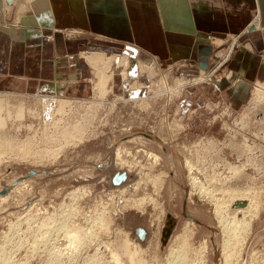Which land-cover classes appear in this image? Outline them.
Wrapping results in <instances>:
<instances>
[{
	"label": "rangeland",
	"instance_id": "rangeland-1",
	"mask_svg": "<svg viewBox=\"0 0 264 264\" xmlns=\"http://www.w3.org/2000/svg\"><path fill=\"white\" fill-rule=\"evenodd\" d=\"M178 1L183 0L168 3ZM22 2L30 6L33 0ZM236 46L232 38L223 40L207 70L194 63L137 60L138 75L148 78L142 95L130 92L142 84L129 73L130 58L122 53L80 52L76 67L59 71L78 74L74 85L59 91L62 96L39 94V85L72 79L57 76L26 91L7 84L4 76L36 81L31 76L0 72V122L5 124L0 127V260L114 264V252L120 264H170L169 248L186 235L188 264H264V101L254 94L264 80L254 82L247 102L235 109L219 90L199 85L229 74ZM97 53L104 56L98 66L85 60ZM187 65L193 72L185 71ZM101 70L112 78L102 93L97 90ZM60 100L70 104L63 109ZM190 178L217 198L207 192L200 198L205 193L199 194ZM248 190L259 211L237 246L240 254L233 249L230 261L214 200L229 198L228 204L230 191ZM77 226L82 233L74 247L67 232Z\"/></svg>",
	"mask_w": 264,
	"mask_h": 264
},
{
	"label": "crops",
	"instance_id": "crops-1",
	"mask_svg": "<svg viewBox=\"0 0 264 264\" xmlns=\"http://www.w3.org/2000/svg\"><path fill=\"white\" fill-rule=\"evenodd\" d=\"M168 2L33 0L27 6L22 0H0V72L41 79L4 76L7 84L27 91L43 80H56L60 70H72L70 65L76 67L75 57L82 51L122 53L130 58L129 73L142 84L130 92L142 95L148 78L138 75L137 60L194 63L207 70L217 45L232 38L237 50L228 64L229 74L199 85L219 90L234 109L244 105L254 82L264 80V0ZM53 29V40L47 41ZM69 29L77 30L76 35L66 34ZM40 59L41 66L35 65ZM185 68L193 72L191 65Z\"/></svg>",
	"mask_w": 264,
	"mask_h": 264
},
{
	"label": "bare ground",
	"instance_id": "bare-ground-1",
	"mask_svg": "<svg viewBox=\"0 0 264 264\" xmlns=\"http://www.w3.org/2000/svg\"><path fill=\"white\" fill-rule=\"evenodd\" d=\"M49 39V38H48ZM91 56V57H90ZM88 58L86 57L85 58V60L87 61V62H89L90 64H92V65H97L98 66V64L100 63V62H103L104 61V56L102 55V54H92V55H90ZM109 59H112V58H109ZM108 58H107V60H109ZM107 63H110L109 61L107 62ZM89 64V65H90ZM96 66V67H97ZM95 67V68H96ZM99 69V68H98ZM99 71H100V69H99ZM103 70H101V74H99L98 72V74L99 75H97V76H99V78H98V84H97V90H99V92H103V89H104V86H106L107 84H109V82L111 81V75L110 76H108V75H106V74H110V73H105L104 71L102 72ZM96 73V72H95ZM78 74L77 73H65V72H59L58 73V77L59 78H61V79H67L68 81L70 80V79H72V81H73V83H67V84H65V82H62V81H60V82H55V83H50V82H43V83H41L40 85H39V89H38V93L39 94H50V95H59V96H62L63 95V92H59L60 90H62L63 88H68L69 86H72V85H74L75 84V82H77V76ZM113 76V75H112ZM124 76V75H123ZM114 77V76H113ZM80 78V77H79ZM99 79H100V81H99ZM66 81V80H65ZM203 81L205 82V79H203ZM104 92H105V90H104ZM255 99H257L259 102L261 101V102H263L264 101V83H259L258 84V86L256 87V89H255ZM254 99V100H255ZM263 100V101H262ZM1 101V100H0ZM257 101V102H258ZM254 102H256V101H254ZM256 102V103H257ZM260 102V103H261ZM59 104L61 105L60 107L61 108H65L66 106H68L69 104H70V102L69 101H67V100H60L59 101ZM258 105V104H257ZM3 106V105H2ZM1 102H0V110H1ZM59 107V108H60ZM9 108V107H8ZM63 108V109H64ZM59 112H62V111H60V110H58ZM10 113V112H9ZM64 113H65V111H64ZM60 114V113H59ZM62 114H63V112H62ZM19 115H21V114H19ZM66 115H67V113H66ZM63 118V117H62ZM61 118V119H62ZM64 119V118H63ZM62 119V120H63ZM61 120V121H62ZM3 122H4V120H2ZM5 124H3V123H1L0 122V127H2L3 128V126H4ZM81 134V133H80ZM3 143V142H2ZM9 144V143H8ZM3 145V144H2ZM8 146V145H7ZM4 148V147H3ZM1 149V148H0ZM5 149V148H4ZM1 152V151H0ZM22 152V151H21ZM1 154V153H0ZM3 155V154H2ZM1 155V156H2ZM152 155L153 154H151V153H149V156H151L152 157ZM152 159L154 160V157H152ZM190 168V167H189ZM191 168H193L192 166H191ZM196 168V167H195ZM194 169V168H193ZM197 169V168H196ZM195 169V170H196ZM198 170V169H197ZM233 170V169H232ZM191 170H189V172H190ZM234 171V174L235 175H237V173H239L240 172V170H238V168L235 170H233ZM194 172V171H193ZM198 172V171H197ZM198 175V174H197ZM193 176V175H192ZM192 176H189V177H192ZM196 176V175H195ZM158 178V177H157ZM193 178H195L194 176H193ZM191 179L190 181H191V183L190 184H192V187L194 186V188H196L197 189V191L199 192V194L201 193V194H203V193H205V192H207V191H209V189H207V190H205L204 188H202V185H201V183H198L199 182V180H195V179ZM158 180V179H157ZM204 182H206V181H204ZM154 183H155V181H154ZM158 183H160V182H158ZM207 183V182H206ZM211 183H213V182H211ZM211 183H210V185H211ZM203 185H204V183H202ZM159 185V184H158ZM207 185V184H206ZM205 185V186H206ZM209 184H208V186H210ZM155 186V185H154ZM208 186H206V187H208ZM193 188V190H195ZM210 188V187H209ZM211 190V189H210ZM249 191H253V190H248V191H244V192H235V191H227V192H229L230 193V196H231V198H230V202L227 204V203H225L224 201L226 200V202H227V199H229V198H227V199H224V201L223 200H221V201H219V200H214L215 201V215H216V218L218 219V221L220 222V224L222 225L221 226V229H222V227H223V230H224V233L225 234H223V235H227V238H225L224 240H225V243H223L224 244V246H223V248L224 247H226L225 249H227L228 247H229V251H231V254H229L228 252V254H229V256L227 255L226 257H228V259L230 260V259H234V258H232V257H234V256H232V250L233 249H236V247L237 246H239L240 245V243L242 242V239H243V237L244 236H246L247 235V233L249 232L248 230L250 229V226H251V224H250V222H251V220H253V218L255 217V216H257V212L259 211V204L258 203H256L258 200H256L255 201V198H257V197H255L254 196V192H253V196H252V194H250V192ZM211 192L212 191H210L208 194L210 195V196H212L211 195ZM216 192V191H215ZM214 192V193H215ZM224 192V191H223ZM207 193H205V194H203V195H200L201 197L200 198H204L205 196H206V194ZM226 193V192H225ZM229 193H227V194H229ZM197 194V193H196ZM216 194V193H215ZM224 193H222V195H223ZM255 194H256V192H255ZM219 195V194H218ZM221 194H220V196H222ZM198 196V195H197ZM208 196V195H207ZM216 196V195H215ZM214 195L212 196L213 198L215 197ZM212 197H211V199H212ZM219 197V196H218ZM229 197V196H228ZM209 198V197H208ZM216 198H217V196H216ZM222 198V197H221ZM224 198V197H223ZM4 199H6L5 197H3L2 198V200H4ZM196 199L198 200V198L196 197ZM215 199V198H214ZM208 200V199H207ZM210 200V199H209ZM213 200V199H212ZM154 201V200H153ZM210 202H211V200H210ZM139 204H140V202H139ZM231 217V218H230ZM98 220V219H97ZM171 221V220H170ZM171 223H172V221H171ZM173 224V223H172ZM75 225V224H74ZM168 225V224H167ZM170 225V228L169 227H167L165 230H166V232L167 233H170L169 232V230L171 229V224H169ZM79 231H80V229H78V226L77 227H72L70 230H68V232H67V236H68V240H70L69 242H71V244L72 245H74V247H76L77 245H79V241H80V233H82L81 231H80V233H79ZM251 231V230H250ZM86 233V232H85ZM89 234V233H88ZM88 234H86V235H88ZM165 235H167V234H165ZM191 235V234H190ZM91 236V235H90ZM183 236V235H182ZM81 237H83V236H81ZM186 238V235H184L183 237H181V239H182V241L180 242V244L178 243V245H177V247L174 249V248H169V250H168V256L171 258V260H172V262L170 261V264H186L187 262H189V258H188V254L185 252L186 251V249H188V250H190L188 247H190V246H188V244H187V242H186V240L188 239H185ZM92 239V238H91ZM87 240V239H86ZM128 240V239H127ZM126 240V241H127ZM125 241V242H126ZM176 241V240H175ZM85 242V241H84ZM245 243V242H244ZM126 244V243H125ZM127 244H128V241H127ZM125 245L126 247L128 246V245ZM69 245V244H68ZM124 245V244H123ZM244 245V244H243ZM133 247H135V246H133ZM242 247V246H241ZM33 248V247H32ZM128 248V247H127ZM238 248V247H237ZM244 248V247H243ZM17 249V248H16ZM66 249V248H65ZM97 249V248H96ZM109 249V248H108ZM204 249V248H203ZM241 249V248H240ZM18 250V249H17ZM135 248H134V251H133V253L131 252H129L128 253V257H129V259L130 260H133V257L135 256L134 255V252H135ZM140 249H138V251H139ZM238 250H239V248H238ZM226 251V250H225ZM224 251V252H225ZM60 252V251H59ZM110 252H111V250H110ZM116 252H118V251H116ZM188 252V251H187ZM234 252H235V250H234ZM238 252V251H237ZM242 252V251H241ZM95 253V252H94ZM112 253V252H111ZM2 254V253H1ZM138 254V252L136 253V255ZM223 254V253H222ZM225 254V253H224ZM223 254V255H224ZM238 254H240V250H239V253ZM96 255V254H95ZM237 255V254H236ZM196 256H198V254L196 255ZM4 257V256H3ZM2 257V258H3ZM203 257V256H202ZM235 257H237V256H235ZM100 258V257H99ZM7 258H5V260H6ZM100 259H102V258H100ZM110 259L112 260V262L114 263V264H120V259H119V256H118V253L116 254V253H114L113 252V254H111V256H110ZM109 259V260H110ZM202 259V258H201ZM200 259V260H201ZM4 259L3 260H0L1 262H0V264H6V261H5ZM199 260V261H200ZM7 261H9V260H7ZM12 261V260H11ZM86 261V260H85ZM97 261V260H96ZM192 261V260H191ZM196 261V260H195ZM198 261V262H199ZM231 261V260H230ZM234 261V260H233ZM99 262H103V260L102 261H98V263ZM143 262V261H142ZM201 262V261H200ZM203 262V261H202ZM226 262H227V259H226ZM100 263V264H101ZM104 264V263H103ZM105 264H106V262H105ZM108 264H109V261H108ZM111 264V263H110ZM122 264V263H121ZM134 264V263H133ZM142 264V263H141ZM188 264V263H187ZM200 264V263H199ZM202 264V263H201ZM227 264H229V263H227Z\"/></svg>",
	"mask_w": 264,
	"mask_h": 264
}]
</instances>
